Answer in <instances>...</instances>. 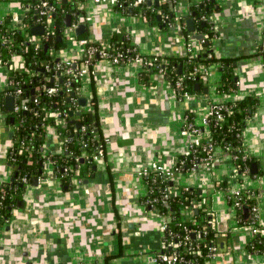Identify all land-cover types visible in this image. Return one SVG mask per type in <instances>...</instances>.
<instances>
[{"label": "crops", "instance_id": "obj_1", "mask_svg": "<svg viewBox=\"0 0 264 264\" xmlns=\"http://www.w3.org/2000/svg\"><path fill=\"white\" fill-rule=\"evenodd\" d=\"M24 1H0V19L9 21L5 29L25 33ZM201 1L176 0L173 12L180 22L167 29L93 0H78L75 10L85 26L80 35L89 43L106 47L115 35L125 34L145 56L182 58L187 45L198 42L185 38L183 18L191 5ZM212 1L216 10L211 17L215 32L211 47L217 58L235 59L236 90L217 92L220 74L212 71L201 94L179 99L160 74L143 84L139 65L97 59L80 79L78 97L85 98L87 105L77 111L93 112L107 140L105 156L86 181L78 183L73 177L65 186L53 173L52 162L62 152V141L54 128L45 129L43 174L37 187L27 186L22 206L0 228V264H155L165 220L144 205L147 191L142 173L156 166L170 169L187 155L189 138L182 134L186 114L198 123L211 105L249 96L258 99V106L243 132V144L256 173L235 176L231 156L216 146L209 167L182 172L177 182L179 187L199 189L203 208L212 213L216 256L209 264H264V253L247 252L254 237L239 224L227 198L236 188L257 194L259 237L264 240V0ZM74 34L64 49L54 52L59 61L81 60L85 48ZM22 61L18 55L11 58L14 67ZM9 79L10 67L0 58V187L13 177L7 164L15 132L10 124L13 109L6 112L5 105V97L11 96ZM219 183L225 184L224 189H216Z\"/></svg>", "mask_w": 264, "mask_h": 264}, {"label": "trees", "instance_id": "obj_2", "mask_svg": "<svg viewBox=\"0 0 264 264\" xmlns=\"http://www.w3.org/2000/svg\"><path fill=\"white\" fill-rule=\"evenodd\" d=\"M1 1V0H0ZM60 0L58 8L54 13L52 31H44L41 35L42 43L36 48L24 39L19 31H10L0 27V35L8 42L0 43V58L2 62L10 67L12 55L16 54L23 58V70H13L10 68V79L20 82L22 90V98L20 101L21 110L18 114H11L15 132L12 138L13 147L9 150L7 156V164L13 168L12 181L1 186L0 192V228L6 225L11 219L13 212L20 208L23 204L24 192L33 178H38L43 174V165L46 162L43 156V146L45 129L54 128L61 141H63L62 152L60 156L53 157V173L60 179L63 185L69 186L70 180L74 177L75 170H80V180L86 181L94 172L95 164L91 159L95 153V149L103 142V136L98 123L94 119L95 116L91 111L81 110L80 99L76 95V89L80 86L78 80H73V76L61 75L59 77V91L55 95L46 94L45 90L52 87L51 82L46 81L47 73L44 65H53L59 63V60L52 54L55 51L65 48L66 42L63 39L64 29L67 28L66 17H71V22L75 23L82 20L76 17L75 2L73 0ZM134 0L119 1L115 6L117 11L123 14H132L140 16L142 19L152 25H158L164 29L170 28L177 15L173 12L174 6L169 7V2H161L154 4V0L150 5L145 3L143 8L133 7L131 4ZM25 3V1H24ZM23 3V4H24ZM215 4L212 0H202L190 6L188 18L192 20L194 31L199 32L203 39L198 41L201 44V50L192 58L182 57H163V56H145L131 44L130 39L125 34L115 35L110 43L106 46V50L112 54H121L122 59L119 65H126L125 62L139 56L144 59L157 58L155 66L150 64L143 68L141 74V82L148 84L151 75L157 74L158 68L162 70V76L169 83L172 90H176L175 82L178 78H183L182 87L178 93L180 95L188 94L190 96L201 94V91L207 88L205 78L212 71L220 74V81L217 84V92L220 94H230L236 90V74L235 59L217 58L211 47V39L215 36L213 24L211 22L214 13ZM33 12L26 14L24 19V31L29 35L30 30L36 27ZM158 17L161 20L158 21ZM167 17V18H164ZM163 22V23H162ZM4 23H9L6 20ZM185 38H191V33L186 29H182ZM77 40L85 38L84 35L74 34ZM264 37V36H263ZM202 41V42H201ZM22 44V45H21ZM48 45V50H44V46ZM99 47L98 44H94ZM105 48V47H104ZM98 58H95V61ZM158 67V68H155ZM29 74L33 76L29 78ZM69 83V88L66 87ZM196 86L198 89H196ZM30 91H34L37 103L27 100ZM38 92V95H36ZM69 93V94H68ZM70 97V98H69ZM91 107L95 106V100L90 102ZM231 106L230 113L223 121L216 123L214 119L210 120L209 139L203 141V145L207 142L214 147L219 146L230 156L238 157L233 161L235 167H244L251 169L253 160L249 158L242 161L237 154V149L243 145V132L246 129L247 122L254 114L258 99L255 97H246L236 103L228 104ZM89 107V106H88ZM86 108V107H85ZM84 108V109H85ZM49 113H57L59 117L53 118L48 116ZM72 114V115H71ZM66 115V118H62ZM85 127L82 131L81 128ZM28 148V151L20 149V145ZM85 145V147L83 146ZM206 158L205 153L198 148L196 154H187L180 157L177 161H185L181 167L184 173L189 172L190 168L198 167L197 161L192 158ZM241 172V170L239 169ZM27 179L26 183L22 182L23 178ZM148 192L145 199L156 200L153 205L159 215L168 222L167 240H170L169 233L178 236L172 241H181L185 236L183 227L187 231L192 232L193 237L190 241L192 244H199V256L194 257L190 254L184 255L185 264H208L207 254L208 248L215 243V233L210 227L212 213L205 211L203 208L204 198L197 188L179 187L178 194L171 196L168 200H163L162 195L166 189L175 187L174 184L164 181L162 176L156 172L150 173L144 178ZM223 185V186H222ZM225 184H217L218 190L224 189ZM243 198L247 197V193L243 194ZM194 206H197L196 209ZM248 208L249 203L245 199V204L237 211V219L241 226L245 227L250 222L246 218L244 208ZM148 208V207H147ZM193 209L192 220L186 217V211ZM203 229L207 230V235H203ZM175 242V241H174ZM176 243V242H175ZM264 240L257 236L248 245L247 252L249 254L264 253ZM182 248L179 247L178 250ZM169 252V250H166ZM109 258L105 259L108 262ZM107 264V263H106Z\"/></svg>", "mask_w": 264, "mask_h": 264}, {"label": "built area", "instance_id": "obj_3", "mask_svg": "<svg viewBox=\"0 0 264 264\" xmlns=\"http://www.w3.org/2000/svg\"><path fill=\"white\" fill-rule=\"evenodd\" d=\"M73 1L76 3L78 0H73ZM119 1L121 0H93V2L96 4H108L114 8L119 3ZM122 1H126V0H122ZM146 2L147 0H134L131 6L143 8ZM158 2L159 4L161 2H169L171 4H174L176 3V0H158ZM59 3H60V0H25V5H24L25 13L28 14V13L33 12L32 15L35 17L36 27H41L45 32L52 31L54 29L53 27L54 13L56 9L58 8ZM164 18H167V17H164ZM83 20L89 21L88 18L83 19ZM177 22H180V18L178 16L174 19L173 23L169 25L170 28L174 27ZM81 23H82V20H78L75 23L71 22L70 26L64 29L63 39L65 40V42H68L69 40L73 39L72 36L75 30L81 25ZM4 25H5L4 20L0 19V27L4 28ZM21 34L24 36V39L27 42L31 43L36 48L40 47V44L42 43L41 36H38V37L32 36V35H29L28 33L23 34V32H21ZM3 42H8L10 45L12 44L10 43L8 39L6 40L0 35V43L2 44ZM76 42L80 46L85 48L83 56L81 57V60L79 62L59 61V63L53 64V65H49V64L44 65V69L46 73L48 74L46 77V81L51 82L52 84V87L47 88L45 90L46 94L55 95L59 91V77L61 75H65V76L72 75L73 80L74 79L78 80L80 83V79L86 73V69L88 68V66H91L95 62V58L108 60L114 65L120 64V60L122 59L121 54L119 53L112 54L106 50V47L105 48L103 46L96 47L93 43H89L83 39L81 40L76 39ZM11 46L13 47V45ZM133 46L135 47V45ZM263 47H264V42H263ZM201 48L202 47H201V44H199V42H196L193 45L189 43L186 47L184 57L192 58L195 54L199 53ZM52 54H54V52ZM14 56H16V54L12 55V57ZM157 56L159 55H155V57ZM156 60L157 58L148 60V59H144V58L137 56L133 58L132 60L125 62V64L127 65L133 62L139 65L143 69L150 64H154L155 66ZM23 62L24 61H22V63L20 62L21 65H18V66L15 65V67L12 63H10L9 66L13 70H23L24 69ZM155 68H158V67H155ZM158 69L159 71L157 72V74L162 75V70L160 68ZM32 76H33L32 74H29L28 77L31 78ZM182 81H183L182 77L176 80L175 82L176 90H173V91L179 99H188L190 98V95L188 94L180 95L178 93V91H180L182 87ZM20 85L21 84L19 81H14V80L9 79V82H8L9 93L14 100L13 111H12L13 114H18L21 110L20 101L22 98V90H21ZM65 85L67 88H69L70 84L66 83ZM75 93L78 97L79 87L76 89ZM36 95H38V92H36ZM32 102L37 103L35 93L32 98ZM230 108L231 106H229L228 104L211 105L207 113L202 117V119L198 123L195 122L191 114L188 113L185 115L184 124L182 128V134L188 136L189 138V142L187 145V154L194 155L197 153L198 148H201V151L205 153L206 155V158H201V159L196 158V157L192 158L193 160L197 161L198 167L200 166L209 167L214 158V148L215 147L212 144H209L207 142L203 145V141L205 140L207 141L209 139V132H208L209 128L208 127L210 125V120L214 119L215 124L223 121L225 115L227 116L230 113ZM48 116L57 118L59 117V114L49 113ZM62 118L63 119L66 118V115H64V117ZM84 129L85 127L83 126L81 130L83 131ZM106 144H107V140L104 139L103 142L95 149V153L91 159L93 164L97 165L103 160L105 156ZM62 145H63V141H62ZM83 146L85 147V145ZM12 147H13V142H12L10 149ZM20 149L28 151V148L24 147L23 144L20 145ZM236 151L242 161H246L249 159V156L245 152L244 144L242 145L241 148H238ZM231 158H232V161H235L238 157L231 156ZM184 162L185 161H181V160L177 161L176 164L170 169L163 168L162 166H156L155 168L150 169L149 171L148 170L144 171L142 173V176L143 178H145L150 173L156 172L158 175L162 176L164 181H168L174 184L175 187L166 189L163 192L161 199L168 200L171 196L178 194L177 191L179 189V186L177 182L178 181L177 176H179L182 173L181 167L184 165ZM196 169L197 167L194 166L193 168H190L189 172H194L196 171ZM239 169L241 170V172L239 171ZM234 172H235L234 173L235 176L241 175V177H245V176L250 175L251 169H248L246 166L241 167V168L234 166ZM74 173H75L74 177L76 178V181L78 183H81L80 170L77 169L75 170ZM22 182L26 183L27 179L24 177L22 179ZM184 188L185 190H187L188 187H184ZM146 191L148 192L147 186H146ZM0 192H1V187H0ZM245 192L247 193V197L245 199L249 203L250 222L244 228L248 232H250L252 237L255 238L259 236L260 234V226L258 224L260 211H259L257 194H255L254 192L248 191L247 189L236 188L228 192L229 194L227 198L231 206L233 207V209L238 210L245 204V199L243 198L244 196L243 194ZM155 202H156L155 199L154 200L144 199V205L148 207V209L151 210L153 214L160 216L159 212L155 208H153V205ZM196 207L197 206H194L195 209ZM185 215L188 218V220L191 221L193 217V209L186 211ZM164 220L165 221L161 228V231L163 234V241H162L163 243H162L161 250H158L156 254L155 264H185L186 259L184 255H186L187 253L194 257L199 256L200 246L199 244L194 245L191 243L190 239L191 237H193V234L192 232L187 231L186 227H183L186 234L181 241L177 242L176 240H174L176 243L172 241L176 237L178 239V236H175L173 233H169L170 240L166 239L167 233H168V222L165 218ZM202 234L204 236L207 235V230L203 229ZM215 238H216V234H215ZM179 247H181L182 249L178 250ZM166 250H169V252H166ZM215 256H216V246L214 243V245H211L208 248L207 263L209 264L210 260L214 258Z\"/></svg>", "mask_w": 264, "mask_h": 264}, {"label": "water", "instance_id": "obj_4", "mask_svg": "<svg viewBox=\"0 0 264 264\" xmlns=\"http://www.w3.org/2000/svg\"><path fill=\"white\" fill-rule=\"evenodd\" d=\"M64 2H66L64 0ZM148 5L151 4L150 1L147 2ZM154 4L155 5H158V0H154ZM173 5L170 3L169 4V7L171 8ZM185 20V27H186V31L188 33H192V32H195L194 31V26H193V23H192V20H190L188 18V15H186L184 18ZM161 20V17H158V21ZM65 23H66V26L69 27L70 26V23H71V17L68 16L66 17V20H65ZM85 30V26L84 25H80L76 30H75V33L77 35H80L84 32ZM30 33L32 36H41L43 34V29L41 27H35V28H32L30 30ZM191 39L194 40V41H200L203 39L202 35H192L191 36ZM44 50L47 51L48 50V45H45L44 46ZM196 89H198V87L196 86ZM207 92V90H205V93ZM30 100L32 101V98L34 96V91H30ZM5 105H6V112H11L12 109H13V98L11 96H8V97H5ZM80 105L81 107L85 108L86 105H87V100L85 98H81L80 99ZM72 115V114H71ZM10 124H13V119L10 118ZM12 134L10 133L9 134V137H11ZM256 173V165L255 164H252L251 166V174H255ZM12 181V179H11ZM31 186L32 187H37L38 186V178H33L32 181H31ZM244 213H245V216L246 218H249V210L248 208H244Z\"/></svg>", "mask_w": 264, "mask_h": 264}, {"label": "rangeland", "instance_id": "obj_5", "mask_svg": "<svg viewBox=\"0 0 264 264\" xmlns=\"http://www.w3.org/2000/svg\"><path fill=\"white\" fill-rule=\"evenodd\" d=\"M144 180V179H143ZM147 194V193H146ZM162 218V217H161ZM162 221H164V218H162Z\"/></svg>", "mask_w": 264, "mask_h": 264}]
</instances>
